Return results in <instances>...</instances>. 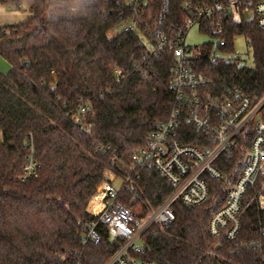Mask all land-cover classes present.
I'll use <instances>...</instances> for the list:
<instances>
[{
    "label": "trees",
    "instance_id": "obj_1",
    "mask_svg": "<svg viewBox=\"0 0 264 264\" xmlns=\"http://www.w3.org/2000/svg\"><path fill=\"white\" fill-rule=\"evenodd\" d=\"M60 1V0H59ZM162 0H154L157 11ZM211 4L224 0H169L166 25L181 24L183 3ZM54 0H0V5L27 10L19 23L0 25V55L9 63L0 74V264H102L114 245L107 234L96 245L83 243L80 232L96 219L86 212L106 170L115 169L110 155L96 145H110L124 162L144 144L154 125L167 117L173 57L155 55L138 35L117 31L125 8L115 0H90L78 14L48 18ZM28 29L44 42H31ZM203 29V28H202ZM212 35L210 29L204 30ZM226 45L243 37L253 53L252 67L235 61L211 60V41L198 46L194 69L212 79V90L237 88L244 94L264 93V29L248 21H224ZM94 111V126L82 133L71 115L81 102ZM184 142L194 143L196 131ZM30 144L38 163L35 176L21 179ZM248 142H238L216 166L226 183L210 181L208 200L196 207L175 202V218L167 227H150L141 237L138 257L150 264H264V212L251 205L242 215L239 238L255 245L235 248L208 231L211 214L225 200L226 189L240 170ZM131 184L151 208L170 194L168 182L150 167L136 168ZM131 193L120 200L128 204ZM96 227H105L97 223ZM218 246V248H216ZM68 250L66 259L56 253ZM80 257L79 262L77 259Z\"/></svg>",
    "mask_w": 264,
    "mask_h": 264
},
{
    "label": "built area",
    "instance_id": "obj_2",
    "mask_svg": "<svg viewBox=\"0 0 264 264\" xmlns=\"http://www.w3.org/2000/svg\"><path fill=\"white\" fill-rule=\"evenodd\" d=\"M115 2L125 8L119 14V32L138 35L150 55L162 51L172 54L169 87L173 97L167 117L154 125L141 147L131 150L128 163L110 145L95 146L96 152L110 155L115 169L104 172L102 183L87 203L86 212L96 219L82 228V242L96 245L104 231L114 249L102 264H150L138 257L144 232L152 226L171 224L175 202L188 207L205 203L210 195V181L226 183V176L216 166L218 158L230 154L238 142L247 141L238 175L227 187L224 203L211 214L208 231L213 238H224L235 248L255 245L253 240L240 239L239 232L242 215L251 205L264 212V93L250 96L231 88L219 94L210 89L212 79L193 65L202 53L198 49L202 43L189 46L185 39L188 30L196 25L200 33L211 39L209 58L227 60L217 50L226 45L222 36L224 21H248L264 29V0H224L201 5L185 1L181 24L175 30L165 23L169 0H162L157 11H153L154 0ZM206 28L211 36L202 31ZM93 116V108L85 101L71 119L82 133H89L94 126ZM188 126L196 131L195 144L184 142L192 135ZM138 167L154 169L170 185V194L156 208L149 207L131 184L132 179L139 177ZM37 168L30 144L21 179L35 176ZM126 192L131 193L128 204L120 200ZM97 223L105 227L98 228ZM261 230L264 233V228ZM67 253L68 250L56 253L54 257L62 261Z\"/></svg>",
    "mask_w": 264,
    "mask_h": 264
},
{
    "label": "rangeland",
    "instance_id": "obj_3",
    "mask_svg": "<svg viewBox=\"0 0 264 264\" xmlns=\"http://www.w3.org/2000/svg\"><path fill=\"white\" fill-rule=\"evenodd\" d=\"M90 0H54L49 5L48 18L55 19L62 16H71L78 14L77 10L81 9L83 5L88 4ZM27 10H16L11 7H5L0 5V25L19 23L25 20L29 16ZM119 29V28H118ZM118 29L113 30L110 34H114ZM28 33L31 35V42H44V39L40 33H36L31 29H28ZM211 39L200 33L196 25L192 26L186 35V44L189 46H195ZM228 59L236 62L237 65L252 67L254 64L253 53L246 40L241 37H235L233 39V52L231 54H224ZM10 69L9 63L0 55V74H6Z\"/></svg>",
    "mask_w": 264,
    "mask_h": 264
},
{
    "label": "water",
    "instance_id": "obj_4",
    "mask_svg": "<svg viewBox=\"0 0 264 264\" xmlns=\"http://www.w3.org/2000/svg\"><path fill=\"white\" fill-rule=\"evenodd\" d=\"M216 248H218V246H216Z\"/></svg>",
    "mask_w": 264,
    "mask_h": 264
},
{
    "label": "bare ground",
    "instance_id": "obj_5",
    "mask_svg": "<svg viewBox=\"0 0 264 264\" xmlns=\"http://www.w3.org/2000/svg\"><path fill=\"white\" fill-rule=\"evenodd\" d=\"M91 205V204H90Z\"/></svg>",
    "mask_w": 264,
    "mask_h": 264
}]
</instances>
